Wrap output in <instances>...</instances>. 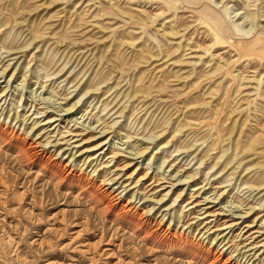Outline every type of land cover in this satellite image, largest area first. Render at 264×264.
Listing matches in <instances>:
<instances>
[{
  "label": "rangeland",
  "instance_id": "rangeland-1",
  "mask_svg": "<svg viewBox=\"0 0 264 264\" xmlns=\"http://www.w3.org/2000/svg\"><path fill=\"white\" fill-rule=\"evenodd\" d=\"M0 264H264V0H0Z\"/></svg>",
  "mask_w": 264,
  "mask_h": 264
},
{
  "label": "bare ground",
  "instance_id": "bare-ground-1",
  "mask_svg": "<svg viewBox=\"0 0 264 264\" xmlns=\"http://www.w3.org/2000/svg\"><path fill=\"white\" fill-rule=\"evenodd\" d=\"M226 12H227V10H226ZM238 14H239V13H237V14H235V15L238 16ZM246 17H251V16L249 15V16H246ZM251 18H252V17H251ZM245 19H248V18H245ZM244 21H245V20H244ZM250 21H251V20H250ZM232 25H233V26H236L234 22H232ZM246 32H247V31H246ZM242 49H243V48H242ZM85 152H86V151H85ZM232 226H233V225H232Z\"/></svg>",
  "mask_w": 264,
  "mask_h": 264
}]
</instances>
